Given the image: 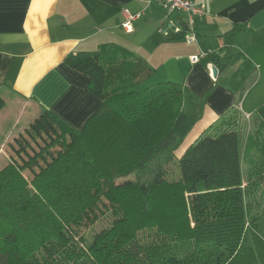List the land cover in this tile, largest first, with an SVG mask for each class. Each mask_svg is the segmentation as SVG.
<instances>
[{
  "label": "trees",
  "instance_id": "16d2710c",
  "mask_svg": "<svg viewBox=\"0 0 264 264\" xmlns=\"http://www.w3.org/2000/svg\"><path fill=\"white\" fill-rule=\"evenodd\" d=\"M173 31L170 39L187 32ZM220 37L223 54H208L219 71L245 56L258 66L260 80L240 97L245 108L262 97L249 112L264 120V30L234 24ZM64 64L88 79L101 109L82 131L43 110L14 138L0 170V264H264L263 231L247 203L252 188L264 192V140L254 142L244 181L235 129L178 155L177 118L188 105L198 120L204 101L172 83L138 92L155 73L141 57L105 47ZM108 214L111 225L84 240Z\"/></svg>",
  "mask_w": 264,
  "mask_h": 264
},
{
  "label": "crops",
  "instance_id": "0c3cea01",
  "mask_svg": "<svg viewBox=\"0 0 264 264\" xmlns=\"http://www.w3.org/2000/svg\"><path fill=\"white\" fill-rule=\"evenodd\" d=\"M194 1L204 8L205 14L195 17L198 36L196 42L189 44L185 37L170 39L161 34L169 22L186 30L187 15L168 11L157 2L0 0V96L4 100L0 110V133L4 134L0 138V152L43 110L82 131L101 109V102L88 92V79L69 69L64 60L71 53L96 52L105 47L123 48L144 59L155 71L147 82L149 85H183L203 99V114L193 127L185 135L176 130L184 136L179 156L203 137L206 130L217 123H226L225 118L243 90L252 85L253 76L246 81L240 76L235 87H229L225 72L228 67L218 70L214 78L215 65L208 54H223L220 36L234 24L248 23L255 31L264 30V0ZM125 11L144 12L133 22L132 32L121 26ZM193 56L202 57L193 64ZM242 62L258 71L248 56L235 63V67ZM189 114L192 118V113ZM7 160L9 163L10 155ZM243 161L242 146V168ZM244 172L243 169L246 181Z\"/></svg>",
  "mask_w": 264,
  "mask_h": 264
},
{
  "label": "rangeland",
  "instance_id": "374dc122",
  "mask_svg": "<svg viewBox=\"0 0 264 264\" xmlns=\"http://www.w3.org/2000/svg\"><path fill=\"white\" fill-rule=\"evenodd\" d=\"M239 67H235V65L229 66L225 72H227V82H229V87H235V84L239 82L240 76L244 77V81H246L249 77L253 76L254 82L252 83L253 87L256 82L260 80V72L255 70V67H247L244 63H239ZM241 66V67H240ZM238 68V69H237ZM214 77V76H213ZM223 82V77L220 79ZM244 82H242L243 84ZM241 84V85H242ZM149 86V83H144L137 88L138 92H142L145 90L146 87ZM264 83L260 84L261 92H263ZM241 87L237 89V91ZM235 89V88H234ZM249 88H247L248 90ZM263 95V93L261 94ZM244 96L240 97L238 102L235 104L233 110L225 118V122L217 123L213 126V128H209L206 130V135L217 136L223 131L227 130H237L239 132L242 146H243V169H244V178L246 180V170L248 169L249 165H252V160H254L257 156V149L254 147V142H259V145L263 144L264 140V120L256 113V112H249V109H252L254 103L257 101L262 100L263 98L260 96L251 97L245 105H248V108L243 106ZM189 112L191 113L190 108L188 105H185L181 115L177 118L175 123L176 130L181 133V135H185L194 125V118L190 116ZM228 123V124H227ZM224 127V129H222ZM4 134L0 133V138L3 139ZM1 145V142H0ZM3 151L0 152V170H2L8 163L7 157L10 155L13 150L10 144H6L2 147ZM251 162V163H250ZM170 170L175 171L173 166L170 167ZM247 203L249 207V219L253 222H256L260 229L263 231L264 236V192L260 186L252 188L250 194L247 195ZM112 217L110 214L102 217L96 224L90 227L88 230L85 231L83 238L84 240H91L92 237L105 230L111 225ZM260 231V232H262ZM78 241V240H77ZM78 264H91L90 262L86 261L85 259H81L78 261Z\"/></svg>",
  "mask_w": 264,
  "mask_h": 264
},
{
  "label": "built area",
  "instance_id": "2783aa9c",
  "mask_svg": "<svg viewBox=\"0 0 264 264\" xmlns=\"http://www.w3.org/2000/svg\"><path fill=\"white\" fill-rule=\"evenodd\" d=\"M139 2H142L144 4H150L153 2L160 3L165 9L171 12H179L184 13L187 15V21L185 23L186 25V36L185 39L187 43L191 44L196 42L197 40V34H196V22L195 17L197 16H203L205 14L204 8L197 4L194 0H138ZM144 14V12H139L137 14H133L131 12L125 11L124 12V21L122 23V28L126 32H132L133 31V22L141 17ZM169 26L164 31L161 30V34L164 36H168L171 30H174L175 32H179L183 30L184 28L180 26H175L173 22H169ZM202 56H193L191 58L192 63L196 64L200 61Z\"/></svg>",
  "mask_w": 264,
  "mask_h": 264
},
{
  "label": "water",
  "instance_id": "95a60500",
  "mask_svg": "<svg viewBox=\"0 0 264 264\" xmlns=\"http://www.w3.org/2000/svg\"><path fill=\"white\" fill-rule=\"evenodd\" d=\"M183 28H184V26H183ZM212 73H213L214 78H216L218 75V69L215 66H213V68H212Z\"/></svg>",
  "mask_w": 264,
  "mask_h": 264
}]
</instances>
